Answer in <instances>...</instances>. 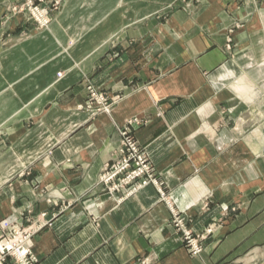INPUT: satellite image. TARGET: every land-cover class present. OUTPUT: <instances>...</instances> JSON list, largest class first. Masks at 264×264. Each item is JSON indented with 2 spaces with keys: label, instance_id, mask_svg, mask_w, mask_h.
Masks as SVG:
<instances>
[{
  "label": "crops",
  "instance_id": "1",
  "mask_svg": "<svg viewBox=\"0 0 264 264\" xmlns=\"http://www.w3.org/2000/svg\"><path fill=\"white\" fill-rule=\"evenodd\" d=\"M13 1L0 0V223L49 224L34 264H264V0H61L41 31L7 21ZM88 86L108 112L86 109ZM131 121L159 185L110 196L98 179ZM159 190L205 235L199 256Z\"/></svg>",
  "mask_w": 264,
  "mask_h": 264
},
{
  "label": "built area",
  "instance_id": "2",
  "mask_svg": "<svg viewBox=\"0 0 264 264\" xmlns=\"http://www.w3.org/2000/svg\"><path fill=\"white\" fill-rule=\"evenodd\" d=\"M58 10V1H54L53 7L48 5L40 7L27 0L25 6L18 8L16 11L19 12H14L13 14H24L27 20L35 25L36 30H47L52 17ZM60 76L61 73L58 74V77ZM94 104L99 106V110L108 112L107 99L88 86V103L85 107L89 110ZM131 125V122H129L128 126ZM128 126L117 130L120 136V144L113 152L111 162L103 169L98 179L104 192L110 196L117 195V197L125 198L146 186L158 187L159 185L156 179L157 175L149 165L144 149L130 136ZM159 193L161 199L166 202L170 209V223L181 234L182 240L187 245L190 254L194 257L198 256L202 252V243L205 235L197 236L193 234L187 225L188 218L169 205L166 201V195L161 190H159ZM41 217L45 218L46 216L42 214ZM48 225L47 223H42L39 228L24 233L13 222H1L0 264H6L7 259H10L12 264H34L36 258L29 247V242L39 229Z\"/></svg>",
  "mask_w": 264,
  "mask_h": 264
},
{
  "label": "rangeland",
  "instance_id": "3",
  "mask_svg": "<svg viewBox=\"0 0 264 264\" xmlns=\"http://www.w3.org/2000/svg\"><path fill=\"white\" fill-rule=\"evenodd\" d=\"M29 1H31L34 5H37V6H40V7H44V6H46V5H48V6H54V1L56 2V1H58V6H59V10H60V7H62V1L61 0H29ZM26 2H27V0H14L13 2H11V3H9L8 5H6V6H4V12H6V14H9V16L7 17V21H11V20H13L14 18H17L18 16H23L24 18H25V20H27V17H26V15H24V14H16V15H14L13 13L14 12H19V11H16L18 8H20V7H22V6H25V4H26ZM59 10L57 11V13L59 12ZM23 12H26V11H23ZM56 15V14H55ZM55 15L52 17V21L54 20V17H55ZM51 21V22H52ZM51 24V23H50ZM36 29V28H35ZM48 29V28H47ZM38 31H41V30H38ZM26 33V32H25ZM23 37H27V36H23ZM10 38H8L7 40H9ZM5 46V45H4ZM94 89V88H93ZM95 90V89H94ZM98 94H101L104 98H106L105 97V95L103 94V93H101V92H98L97 90H95ZM97 107H99L97 104H95ZM98 109V108H97ZM92 110H94V108H92ZM134 122H136L135 120H133ZM133 121H131V124L133 123ZM129 123V122H128ZM128 123H127V125L126 126H128ZM132 126V125H131ZM131 126H128V130H129V132H130V127ZM125 127V126H124ZM130 136H132L133 137V135L131 134V132H130ZM133 139H134V137H133ZM135 140V139H134ZM145 152V151H144ZM145 155H146V153H145ZM146 158H147V156H146ZM147 161H148V163H149V165L151 166V168L154 170V168L152 167V165H151V163L149 162V160L147 159ZM154 172L156 173V175H157V172L154 170ZM156 179L158 180V175H157V177H156ZM158 184H159V181H158ZM183 216V215H182ZM171 221V220H170ZM179 233V232H178ZM180 234V233H179ZM180 237H181V234H180ZM181 239H182V237H181ZM182 242H183V240H182ZM183 244H184V242H183ZM184 247L186 248V250L188 251V253H189V255L191 256V257H194V256H192L191 254H190V252H189V250H188V247H187V245L186 244H184ZM200 255V254H199ZM198 255V256H199ZM197 257V256H196ZM141 264H147L146 262H142Z\"/></svg>",
  "mask_w": 264,
  "mask_h": 264
}]
</instances>
